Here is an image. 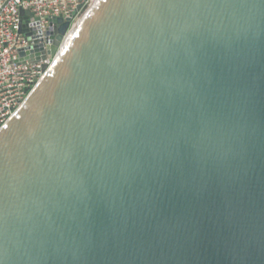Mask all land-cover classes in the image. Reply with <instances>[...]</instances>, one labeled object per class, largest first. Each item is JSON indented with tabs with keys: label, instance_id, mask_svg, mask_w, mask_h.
Instances as JSON below:
<instances>
[{
	"label": "water",
	"instance_id": "1",
	"mask_svg": "<svg viewBox=\"0 0 264 264\" xmlns=\"http://www.w3.org/2000/svg\"><path fill=\"white\" fill-rule=\"evenodd\" d=\"M0 264H264V0H103L0 132Z\"/></svg>",
	"mask_w": 264,
	"mask_h": 264
},
{
	"label": "built area",
	"instance_id": "2",
	"mask_svg": "<svg viewBox=\"0 0 264 264\" xmlns=\"http://www.w3.org/2000/svg\"><path fill=\"white\" fill-rule=\"evenodd\" d=\"M95 0H0V132L17 116L28 98L65 51L77 23ZM23 12V13H22ZM70 19L54 55L52 37ZM25 54V61H22ZM44 57L30 61L31 55Z\"/></svg>",
	"mask_w": 264,
	"mask_h": 264
},
{
	"label": "bare ground",
	"instance_id": "3",
	"mask_svg": "<svg viewBox=\"0 0 264 264\" xmlns=\"http://www.w3.org/2000/svg\"><path fill=\"white\" fill-rule=\"evenodd\" d=\"M103 0H95L94 3L92 4V6L90 7V9L88 10V12L86 13V15L84 16V18L82 20H80L77 23V26L74 30V32L72 33L71 36H73L77 31H79L83 25V23L86 21V19L91 15L92 12H94V10L96 9L97 6H99L102 3Z\"/></svg>",
	"mask_w": 264,
	"mask_h": 264
}]
</instances>
